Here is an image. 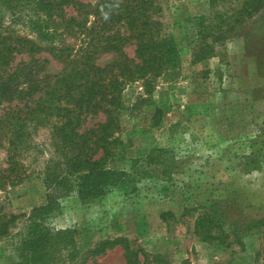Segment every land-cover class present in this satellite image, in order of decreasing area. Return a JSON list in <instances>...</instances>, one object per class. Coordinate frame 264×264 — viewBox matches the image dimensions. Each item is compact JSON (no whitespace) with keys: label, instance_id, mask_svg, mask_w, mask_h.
Returning a JSON list of instances; mask_svg holds the SVG:
<instances>
[{"label":"rangeland","instance_id":"obj_1","mask_svg":"<svg viewBox=\"0 0 264 264\" xmlns=\"http://www.w3.org/2000/svg\"><path fill=\"white\" fill-rule=\"evenodd\" d=\"M235 1L212 5L210 0H161L166 29L178 54L177 65L155 80L148 102L135 104L141 82L124 88L120 129L115 135L122 140L125 159L107 164L130 169L131 160L139 159L138 163L149 168L146 162L153 154L158 170L145 176L137 173L132 176V189L114 188L93 202L82 201L76 194L61 197L56 209L34 219L40 227H87L101 237L125 235L153 264H264L263 222L245 230L242 247L226 244L216 234L202 236L195 223L194 208L211 201L230 206L229 222L264 219V162L252 171L237 164L239 155L248 150L249 137L257 128H264V7L227 39L213 43V52L202 59L192 56L199 26L190 18L203 17L206 24H220L216 13H232ZM124 51L133 57L134 43L126 44ZM113 59V53H104L96 63L103 66ZM15 64L17 87L32 96L48 90L62 67L45 51L32 57L19 55ZM10 102L0 101V112ZM156 108L162 109L163 115L159 125L153 126ZM102 120L101 113H87L82 128ZM47 193L42 180L32 176L0 189V209L30 213L46 203ZM163 211L174 214L169 224L160 218ZM25 233L19 223L9 236L0 238V264H35L21 248ZM45 252L49 264H62L66 258L59 246L45 248ZM95 260L126 264L118 246Z\"/></svg>","mask_w":264,"mask_h":264},{"label":"trees","instance_id":"obj_2","mask_svg":"<svg viewBox=\"0 0 264 264\" xmlns=\"http://www.w3.org/2000/svg\"><path fill=\"white\" fill-rule=\"evenodd\" d=\"M235 2L232 13L215 15L226 28L206 24L203 17L190 18L199 26L193 37L198 41L192 53L195 59L213 52V43L227 39L264 7V0ZM166 27L161 0H0V101H12L0 112V189L32 176L48 188L46 203L30 213L0 209V238L22 223L26 233L21 236V248L34 258L33 263L49 264L45 248L55 245L65 250L62 264H103L95 257L116 246L122 249L126 264H153L125 235L101 237L87 227L51 230L34 219L56 209L61 197L76 194L82 201L93 202L114 188L132 189V176L137 173L145 176L158 170L153 154L146 162L149 168L139 159L131 160L130 169L107 164L125 159L122 140L115 135L120 129L124 88L141 82L135 104L148 102L155 80L177 65L176 46ZM130 42L133 57L124 51ZM43 51L60 61L61 70L43 94L26 95L25 88L17 87L15 61L19 55L32 57ZM110 52L114 54L110 63H96L99 55ZM87 113H101L103 120L82 128ZM162 115V109L156 108L153 126L159 125ZM247 146L237 164L252 171L264 162V128L256 129ZM194 210L202 236L218 235L222 242L241 247L245 230L264 223V219L243 222L239 218L229 222L230 206L219 201L199 204ZM160 218L169 224L174 214L163 211Z\"/></svg>","mask_w":264,"mask_h":264}]
</instances>
